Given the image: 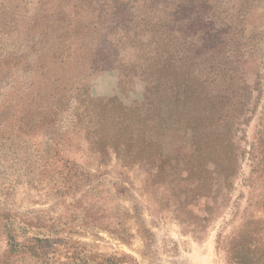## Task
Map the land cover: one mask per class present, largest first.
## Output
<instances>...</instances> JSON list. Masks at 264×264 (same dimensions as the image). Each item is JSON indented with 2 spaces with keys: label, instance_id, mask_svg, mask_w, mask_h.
I'll use <instances>...</instances> for the list:
<instances>
[{
  "label": "rangeland",
  "instance_id": "374dc122",
  "mask_svg": "<svg viewBox=\"0 0 264 264\" xmlns=\"http://www.w3.org/2000/svg\"><path fill=\"white\" fill-rule=\"evenodd\" d=\"M0 264H264V0H0Z\"/></svg>",
  "mask_w": 264,
  "mask_h": 264
},
{
  "label": "trees",
  "instance_id": "16d2710c",
  "mask_svg": "<svg viewBox=\"0 0 264 264\" xmlns=\"http://www.w3.org/2000/svg\"><path fill=\"white\" fill-rule=\"evenodd\" d=\"M83 100L86 101V102L87 101H92V100H90V98H88L86 96H85V98ZM107 101L109 102V101H111V99H108ZM160 103L158 105H160ZM142 107H143V103L142 104H137V102H136V103H132L131 105L127 106V108H125V111H124L123 108L119 109L117 114L112 119L113 122L118 125V128H119L118 130H121L122 127L123 128L125 127V126H123V122L125 120H127L125 115H130V114L139 115L140 111L142 110ZM151 117L155 118L156 121L165 120V119L168 120L170 118V114H164V113H162L159 110H153L152 114H151ZM120 140H121V137L118 135L116 137V142H119Z\"/></svg>",
  "mask_w": 264,
  "mask_h": 264
}]
</instances>
